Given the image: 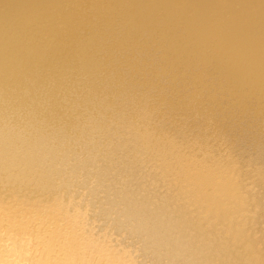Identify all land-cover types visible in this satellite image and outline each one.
Returning a JSON list of instances; mask_svg holds the SVG:
<instances>
[{
    "label": "bare ground",
    "instance_id": "1",
    "mask_svg": "<svg viewBox=\"0 0 264 264\" xmlns=\"http://www.w3.org/2000/svg\"><path fill=\"white\" fill-rule=\"evenodd\" d=\"M0 264H264V0H0Z\"/></svg>",
    "mask_w": 264,
    "mask_h": 264
}]
</instances>
